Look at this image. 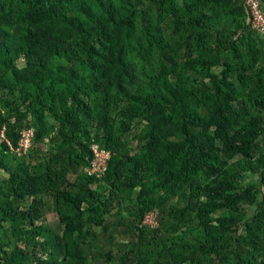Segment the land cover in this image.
Returning a JSON list of instances; mask_svg holds the SVG:
<instances>
[{"label":"trees","instance_id":"1","mask_svg":"<svg viewBox=\"0 0 264 264\" xmlns=\"http://www.w3.org/2000/svg\"><path fill=\"white\" fill-rule=\"evenodd\" d=\"M246 2L0 0V264H264V37Z\"/></svg>","mask_w":264,"mask_h":264},{"label":"built area","instance_id":"2","mask_svg":"<svg viewBox=\"0 0 264 264\" xmlns=\"http://www.w3.org/2000/svg\"><path fill=\"white\" fill-rule=\"evenodd\" d=\"M247 5L251 9V14L253 16V22L252 26L253 28L259 33V35L264 37V15L262 11L259 8L258 1L256 0H247ZM29 144V140L27 139V136H24L23 140L20 142V145L27 149V146ZM95 159L92 163L93 165V172L96 174H102L106 171L108 161L110 159V155L108 152L105 151H99L96 147L93 148ZM92 171H89V174H95ZM155 219L156 215H148L143 225L155 226Z\"/></svg>","mask_w":264,"mask_h":264},{"label":"rangeland","instance_id":"3","mask_svg":"<svg viewBox=\"0 0 264 264\" xmlns=\"http://www.w3.org/2000/svg\"><path fill=\"white\" fill-rule=\"evenodd\" d=\"M17 65L20 67V66H22V65H24V60H22V59H19V60H17ZM46 120H48L49 122H51V117H49L48 119H46ZM49 125V124H48ZM25 136V135H24ZM134 137V136H133ZM46 142H44L43 144H45ZM135 143H133L132 145H134ZM264 146V143H263V145L262 146H260V147H263ZM42 147H44V149L45 150H48L49 148H45V146L43 145ZM80 174H83V168H81V170L79 171V173H78V175H74V176H70L68 179H69V181L70 182H74L75 181V179L80 175ZM3 177V175L0 173V179ZM258 180V177L256 176V175H248L247 177H246V179L244 180V185L245 186H252V185H254L255 183H256V181ZM91 189L93 190V191H97V192H101V189L99 190V187H98V185H96V186H94V185H92V187H91ZM99 190V191H98ZM135 196H136V193H134V195H133V200L135 199ZM111 223H114V221L113 220H111L110 221ZM41 223V222H40ZM46 223L47 224H49L51 227H53V228H57L58 227V225H59V220H58V217H57V215L56 214H54V213H52L51 212V214H49V215H47V217H46ZM159 227V226H158ZM63 237L65 238V239H67V240H69L70 242L73 240V238H72V236H70V235H65V234H63ZM37 241H41L40 239H38ZM118 241H120V242H124L123 240H118ZM75 244H77V243H75ZM78 245V244H77ZM129 245V248H132V245L131 244H128ZM80 248V247H79ZM81 249H77V252L80 254V256L83 254V250H81ZM113 252H115V250H113Z\"/></svg>","mask_w":264,"mask_h":264},{"label":"clouds","instance_id":"4","mask_svg":"<svg viewBox=\"0 0 264 264\" xmlns=\"http://www.w3.org/2000/svg\"><path fill=\"white\" fill-rule=\"evenodd\" d=\"M29 144H30V143H29ZM29 144H28L27 148L29 147ZM107 165H108V164H107ZM83 173L86 174V176H87L88 178H92V177L89 175V171H85V169H83ZM149 215H151V214H149ZM142 226L145 227V226H147V225H143V223H142ZM142 226H141V227H142ZM149 227H151V226H149ZM154 227H155V226H154ZM151 228H152V227H151Z\"/></svg>","mask_w":264,"mask_h":264}]
</instances>
